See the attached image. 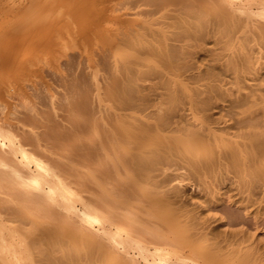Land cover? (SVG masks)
<instances>
[{
	"label": "bare ground",
	"instance_id": "bare-ground-1",
	"mask_svg": "<svg viewBox=\"0 0 264 264\" xmlns=\"http://www.w3.org/2000/svg\"><path fill=\"white\" fill-rule=\"evenodd\" d=\"M0 264H264V0H0Z\"/></svg>",
	"mask_w": 264,
	"mask_h": 264
},
{
	"label": "rangeland",
	"instance_id": "rangeland-1",
	"mask_svg": "<svg viewBox=\"0 0 264 264\" xmlns=\"http://www.w3.org/2000/svg\"><path fill=\"white\" fill-rule=\"evenodd\" d=\"M69 78L71 79V78H73V76H70ZM70 79H69V80H70ZM69 80H68V81H69ZM83 87H84V86H83Z\"/></svg>",
	"mask_w": 264,
	"mask_h": 264
}]
</instances>
